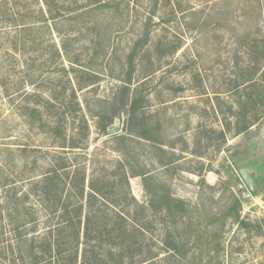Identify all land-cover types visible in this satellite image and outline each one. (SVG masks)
Here are the masks:
<instances>
[{
    "label": "rangeland",
    "instance_id": "obj_1",
    "mask_svg": "<svg viewBox=\"0 0 264 264\" xmlns=\"http://www.w3.org/2000/svg\"><path fill=\"white\" fill-rule=\"evenodd\" d=\"M46 1L0 0V264L46 247L82 161L123 264H264V0Z\"/></svg>",
    "mask_w": 264,
    "mask_h": 264
},
{
    "label": "trees",
    "instance_id": "obj_2",
    "mask_svg": "<svg viewBox=\"0 0 264 264\" xmlns=\"http://www.w3.org/2000/svg\"><path fill=\"white\" fill-rule=\"evenodd\" d=\"M42 2L47 4L46 0H42ZM128 113H134L131 106ZM251 125V123L243 125L237 123L235 133L238 134ZM224 132L225 129H222L221 134L224 135ZM81 158L85 159L86 155L81 154ZM85 167L86 164L82 161L76 173V181L69 187L75 200L73 206L69 208L68 202L70 200L67 197V203L61 206L60 217L63 219L61 223L52 228L53 230L49 231L51 235L46 239V247L41 248L40 252L33 250V248L29 249L27 257L31 259L29 261L30 264H123L122 259L124 257L121 252V248L123 247L117 245L121 244V242H118L120 234L125 235L126 233V230L122 231V229L125 227L129 214L124 212L125 208L123 204H120L118 201L109 200L103 188L107 186V181L103 180L105 174L100 176L102 177V181L100 182L92 174L93 172L90 173L89 171L87 173ZM115 170L117 174H120L118 177L128 186L127 188H129V178L131 176H141L144 188L148 191L146 187L147 172H142L143 170L141 169L129 170L126 168V163L123 160L118 161ZM57 177L58 174L52 172V176L49 179L52 182ZM161 198H163V207L167 211L171 210V204L174 199L169 194H163ZM129 200L134 202L136 210L147 208L152 211L153 208L154 211V209H157L153 203L151 194L150 199L145 204L137 202L132 196H130ZM103 206L110 209V213L106 212ZM164 208L160 207L162 210ZM167 211L165 212L169 213ZM68 231L73 239V246H65V242L61 243L59 241V238L63 241L67 240L66 235ZM62 233H65V237L62 236ZM79 244H82L80 250ZM108 244L110 245L107 246ZM151 259V257L146 258L138 264L151 261ZM127 264L137 263L130 262Z\"/></svg>",
    "mask_w": 264,
    "mask_h": 264
},
{
    "label": "water",
    "instance_id": "obj_3",
    "mask_svg": "<svg viewBox=\"0 0 264 264\" xmlns=\"http://www.w3.org/2000/svg\"><path fill=\"white\" fill-rule=\"evenodd\" d=\"M118 124H119V119L115 118L113 123L106 127V132L110 134V133H114V132L118 131ZM241 174H242L243 178L245 179V181L250 186H252L253 181H252L251 177L248 175V173L246 171H242Z\"/></svg>",
    "mask_w": 264,
    "mask_h": 264
}]
</instances>
